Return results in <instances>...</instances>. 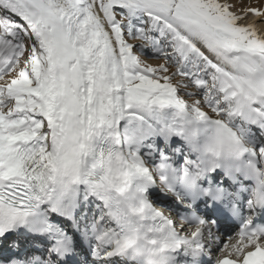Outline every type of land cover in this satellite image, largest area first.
<instances>
[{
    "label": "snow or ice",
    "instance_id": "snow-or-ice-1",
    "mask_svg": "<svg viewBox=\"0 0 264 264\" xmlns=\"http://www.w3.org/2000/svg\"><path fill=\"white\" fill-rule=\"evenodd\" d=\"M0 264H264V0H0Z\"/></svg>",
    "mask_w": 264,
    "mask_h": 264
}]
</instances>
